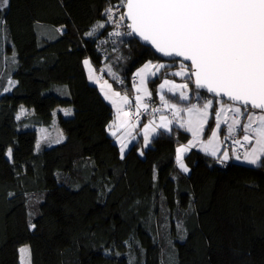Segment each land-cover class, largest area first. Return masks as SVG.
<instances>
[{
    "label": "trees",
    "instance_id": "obj_1",
    "mask_svg": "<svg viewBox=\"0 0 264 264\" xmlns=\"http://www.w3.org/2000/svg\"><path fill=\"white\" fill-rule=\"evenodd\" d=\"M120 3L9 0L0 11V264H20L25 244L31 264H264V165L222 167L191 150L184 173L176 149L190 134L177 126L121 156L108 132L113 108L84 61L111 64L116 76L105 78L122 92L138 67L168 61L128 35L125 19L101 33L112 46L87 35ZM168 63L148 82L152 96L166 78L196 93L172 71L190 67ZM54 117L65 139L39 143Z\"/></svg>",
    "mask_w": 264,
    "mask_h": 264
},
{
    "label": "snow or ice",
    "instance_id": "obj_2",
    "mask_svg": "<svg viewBox=\"0 0 264 264\" xmlns=\"http://www.w3.org/2000/svg\"><path fill=\"white\" fill-rule=\"evenodd\" d=\"M8 2L9 0H0V11L8 6ZM113 7H126V12L120 16V20L126 18L130 21L127 24V28L131 30L128 35L134 33L139 36L164 57L183 58L184 61L190 62V74L182 70L173 73L174 75L188 76L190 80L194 77L196 90L203 89L215 97H227L232 102L227 106L221 104L219 111L213 112L217 129L222 115L228 112L233 114V119L228 124L229 136L225 139L240 125L239 117L246 115L243 141L251 142L254 139L255 145L250 152L245 153L244 160L251 165H264V0H121L120 5ZM113 7L105 9L109 18L113 15ZM2 23L0 20V24ZM96 27L104 25L98 24ZM94 31L95 28L87 35H93ZM84 64L89 66L91 72L90 62L85 60ZM163 67V64L146 63L136 73L140 78L137 92L143 91L145 95L151 96L145 87V75L154 76L156 72L151 69L159 71ZM170 83L165 81L159 87L163 89ZM187 87V84L179 86L181 89ZM176 88L173 84L168 90L173 92ZM196 96L201 97V93L197 91ZM112 97H119V93H112ZM112 97L105 95V98L111 99L116 106L117 121L121 123H114L110 128L126 123L121 119V104ZM142 99L141 96L136 97L137 107L147 110L148 106L141 103ZM160 99L165 107L173 109L174 117L179 116L181 111L188 113V119L181 123L180 127L187 126L193 140L188 145L176 149V161L180 169L187 173L189 168L184 164V153L199 139L208 122L213 101L205 97L206 102L202 106L192 103L181 109L176 104H170L162 95ZM179 99L186 101L189 97L185 91H180ZM120 100L123 104L129 103L127 96L120 97ZM257 109L260 111H253ZM124 115L127 116V113ZM170 123L171 121L162 116L159 127L168 129ZM155 131L150 124L144 126L146 144L149 133ZM112 135L115 136L116 132L113 131ZM211 135L212 139L204 145L205 151H208L209 145L216 140L217 132L211 131ZM233 142L241 143L240 140ZM125 147L127 145L121 143L122 155ZM210 154L215 157L217 152L213 148ZM5 155L11 159L12 149L8 148ZM236 158L240 159L239 156ZM223 159H228L227 152L223 153ZM20 251L26 253L28 249L22 248Z\"/></svg>",
    "mask_w": 264,
    "mask_h": 264
},
{
    "label": "rangeland",
    "instance_id": "obj_3",
    "mask_svg": "<svg viewBox=\"0 0 264 264\" xmlns=\"http://www.w3.org/2000/svg\"><path fill=\"white\" fill-rule=\"evenodd\" d=\"M122 14H124V7H113V15L111 16V18H109L107 16L106 21L103 24L104 27H96L95 31L93 32L92 37H95V39H97V37L100 36L102 31L106 32V30H109L111 28L119 30L120 26L114 25L113 20L117 19L118 22H121L120 16ZM100 38H102V41H100V42H104V43H107V45H111L107 34H105V35H104V33L101 34ZM86 60H88L90 62L91 69H92V71L90 72L89 71V66L85 65V69H86L87 75H88V81L90 82L91 85H94V86L99 88L100 93L102 94L103 98L113 108L114 116H113V119H112V122H111L110 125H113L114 123L120 124L121 122L117 121V108H116V106L112 103L111 99H106L105 95L107 94L109 97H112V93H119V97H112V98L116 99L117 102L121 104V113H120L121 119H122V121H126V123H124L123 126H120V127H111V128L109 127L108 132H109V134L111 136H113L112 135L113 131L116 132V135L113 136V137L115 138V141L119 145L120 148H121V143L127 145V147L124 148L123 155L121 154L122 157L125 156V154L129 150V148L133 145V143H135L138 140L139 137L143 138V148L147 149L150 146L152 139L159 133V131H163L165 133H171V131H172L174 126L180 127V124L184 123L188 119V113L186 111H181L179 116H177V117H174L172 119L169 118L168 114H169L170 111L173 112V109L170 108V107H167V111L166 112H163V113L162 112H157L156 113V116L152 118V120H153L152 124H151V122L147 121L146 118L138 121V123L134 120V116H133V114L130 111V106L133 105V103H134L132 100L133 99L136 100L137 96L143 97V99L141 101L142 104H145L146 100H156L152 96V92H151V89L149 87L148 82H149L150 79H153V78L157 77L159 75V73H160L162 68H160L159 71H156L155 68L151 69V71H155L156 72V74L154 76L150 75V74L145 75V87L147 88V91L149 93H151V96H147V95L144 94L143 91L137 92L136 88H137V86H139V82L137 84H135V86H133L132 90L127 91V92H122L120 89L114 88L111 80L109 78H105V77H107V75H109L110 77H115L116 76L114 71H113V69H112L113 66L111 64H109V65H105L102 68L101 67L100 68H95L89 59H86ZM147 63H150L152 65L163 64L165 66L170 64L168 62L164 63V62H152V61H148ZM145 64H143L142 66L138 67L136 69L135 73H134V75L138 78V80L140 78L136 75V73ZM182 70H185V71H187L190 74L189 70L187 68H185V67H178V68H176L175 70H172V71L174 73H176V72H180ZM178 77L187 78L188 76L181 75V76H178ZM165 81H170L171 83L166 85L165 88H163V89H161L159 87V89H158L159 96H161V95L164 96L165 93H171L173 95L179 96L180 91H185L187 93L189 99L186 100V101L185 100H181L184 103L190 102V100H191L193 95L195 96V99H196L193 103H196L197 106H202L203 103L206 102L205 97L207 99H210V100L213 101L212 108L209 109L210 115H209V118H208V122L205 124L204 129L200 133L199 139L196 141L195 145L193 147H191L187 152L184 153V158H185V156L187 155V153L189 151L195 150V151L203 153V154H205L207 156H210L213 159L221 158L222 160H224L223 159V153L227 152L228 153V159H226L225 161L230 160V158L232 156L231 155L232 153H231V150L228 151V149L227 150L225 149L226 147L224 146L225 145L224 141L226 140L225 137L229 136L228 124L231 123V121L233 119V114L231 112H228L225 115H222L220 117L219 129L216 128V118H215V116L213 114L214 110L215 111H219L221 104H224L225 106H227L230 103H227V102H225L223 100H220V99H214V98L202 95V94H201L202 101L199 102V98L200 97L198 98L196 96V93H193L192 87L187 82H185V81H176V80L171 79V78H166V79L162 80V83H164ZM173 84L176 85L177 88L175 89V91L170 92L168 89ZM183 84H187L188 85L187 89L179 88V86L183 85ZM109 86H111V87H109ZM124 96H127L129 103L123 104L121 102L120 97H124ZM165 100L168 101V99H166V98H165ZM169 103L170 104H176L181 109H184V108H186V107L191 105L190 104V105L186 106L183 103H176V102H172V101H169ZM153 104L155 105L156 103H153ZM141 108H143V107L138 108V110H140ZM242 111H243V108H242ZM253 111H256V110H253ZM256 112H259V111H256ZM125 113H127V116L124 115ZM27 114L30 115L31 113L28 112L26 109H22V111L20 112V117L22 118V117L26 116ZM64 114H66V112ZM162 116L165 117L166 120L171 121V123L168 125V129H170V131L168 129H164V128L159 127V125L161 123V117ZM239 119H240V125H238L236 127V129H235L236 131L235 132L237 133L238 138L243 140V135L245 134V132L243 131V125L245 123H247L246 115L239 117ZM225 121H227V122H225ZM210 123H212V127L210 128L211 130L209 129V131L207 132V129H208ZM149 124L151 125V127H154L156 129V131L149 133L148 142L146 144L145 143V139H144V126L145 125H149ZM184 129L187 131V126H185ZM211 131H216L217 132V137H216V140L214 141V143L212 145H209L208 151H205L204 150V145L207 144V142L210 139H212ZM187 132L190 134L189 141L186 144L178 145V147L186 146V145L189 144V142H191L193 140L192 133L189 132V131H187ZM249 135H253V134L249 133ZM64 139H65V135L62 132L61 128L59 127L58 120H57L56 117L53 118L52 123L50 124V126H48L47 128H41L39 130V132H38L39 143H45V144H48L49 146H54L57 143H60L61 141H63ZM247 143L251 144V146L249 148H246L245 153L251 151L252 147L255 145V140L253 139L251 142H247ZM41 145H43V144H41ZM213 148L217 152V155L215 157L210 154L211 151L213 150ZM234 160H235L234 163H236L238 165H243V166L253 167V168L257 167V165H251L248 162H246L244 160V157H240V159L235 158ZM176 164H177L178 168L180 169L177 161H176ZM184 164H185V160H184ZM22 248H27L28 252L22 253L20 251ZM19 254H20V264H31V251H30L29 245L25 244V245L21 246L20 249H19Z\"/></svg>",
    "mask_w": 264,
    "mask_h": 264
},
{
    "label": "built area",
    "instance_id": "obj_4",
    "mask_svg": "<svg viewBox=\"0 0 264 264\" xmlns=\"http://www.w3.org/2000/svg\"><path fill=\"white\" fill-rule=\"evenodd\" d=\"M98 46H100L98 44ZM133 81L135 83L138 82L137 78H134ZM165 98V97H164ZM134 103L133 105L130 106V111L134 116V120L138 123V121L146 118L147 121L153 122L152 118L156 116L157 112H166L167 107L164 106L162 103L160 96L156 100H146L145 104H147V110L144 108H141L138 110L137 107V101L135 99L132 100ZM153 103H156L155 105ZM153 109H159V111H153ZM169 118H174L173 112L170 111L168 114ZM236 131V130H235ZM233 132L228 139L224 141V146L226 147L225 149L228 151L231 150V158L228 161L222 160L221 158H216L214 159L215 163L218 164L219 166L226 167L232 162L237 156L239 157H244L246 148H249L251 144L244 142L242 139L238 138V135L236 132ZM234 140H240V144H235L233 141ZM230 154V153H229Z\"/></svg>",
    "mask_w": 264,
    "mask_h": 264
},
{
    "label": "water",
    "instance_id": "obj_5",
    "mask_svg": "<svg viewBox=\"0 0 264 264\" xmlns=\"http://www.w3.org/2000/svg\"><path fill=\"white\" fill-rule=\"evenodd\" d=\"M125 12H126V7H124V13H125ZM125 20H126L128 23H130V21H128L126 18H125ZM130 31H131V30H130ZM131 35H132L133 38H134L136 41H138L142 46H144V47H146V48H150V49L154 52V54H155L156 56H158L160 59H162V60H164V61H168V62L179 61V62H182L183 64L188 65V66L190 67V62H189V61H184L183 58H169V57H164L161 53L156 52L155 49H154L151 45H149V44H147L146 42L142 41V40L140 39L139 36L135 35L134 33L131 34ZM193 80H194V77L192 78V81H193ZM193 85H194V83H193ZM194 88H195V85H194ZM197 91H199V92H204V93H206V94H207L209 97H211V98H214V99H220V100H223V101H225V102H227V103H230V104L232 103L231 101H229V100L227 99V97H223V98L215 97L214 94H212V93H207L206 90H203V89H201V90H197ZM256 111H260V110L257 109Z\"/></svg>",
    "mask_w": 264,
    "mask_h": 264
},
{
    "label": "crops",
    "instance_id": "obj_6",
    "mask_svg": "<svg viewBox=\"0 0 264 264\" xmlns=\"http://www.w3.org/2000/svg\"><path fill=\"white\" fill-rule=\"evenodd\" d=\"M138 82H139V80H138ZM138 82H137V83H138Z\"/></svg>",
    "mask_w": 264,
    "mask_h": 264
}]
</instances>
